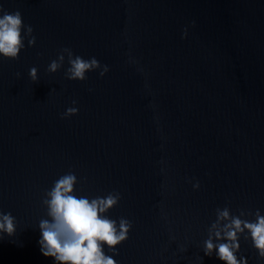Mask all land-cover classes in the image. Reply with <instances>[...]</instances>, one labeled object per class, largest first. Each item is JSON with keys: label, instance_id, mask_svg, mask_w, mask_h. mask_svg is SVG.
Returning a JSON list of instances; mask_svg holds the SVG:
<instances>
[{"label": "water", "instance_id": "water-1", "mask_svg": "<svg viewBox=\"0 0 264 264\" xmlns=\"http://www.w3.org/2000/svg\"><path fill=\"white\" fill-rule=\"evenodd\" d=\"M0 9L19 11L36 38L18 60L0 57V211L16 221L12 237L0 234V264H54L39 245L42 201L70 171L78 197L120 194L106 215L132 227L118 255L103 248L117 264H224L204 254L216 210L264 215V0H0ZM64 48L109 71L71 81L65 57L49 73ZM70 107L78 113L62 118ZM246 235L237 258L264 264Z\"/></svg>", "mask_w": 264, "mask_h": 264}, {"label": "clouds", "instance_id": "clouds-1", "mask_svg": "<svg viewBox=\"0 0 264 264\" xmlns=\"http://www.w3.org/2000/svg\"><path fill=\"white\" fill-rule=\"evenodd\" d=\"M0 13V57L18 60L19 53L24 49L25 38L28 39L30 47L35 45L33 29L23 24L19 11L8 13L0 9ZM65 57L69 64L65 76L71 81H85L88 72L99 71V75L103 77L109 71L108 67L101 65L95 57L85 60L74 56L71 49L64 48L49 64L48 72L56 73L63 66ZM29 75L33 82L37 81L35 67L30 69ZM75 103L73 101V104ZM77 113V108L70 107L62 118ZM76 184L77 177L70 171L60 176L45 194L42 203L47 208L49 219L39 222V245L42 255L53 258L54 264H117L112 256L104 254L103 248L106 245L113 255H118L116 248L127 240L132 227L131 222L125 218H120L117 224L116 220L106 215L118 205L120 194L112 192L91 199L78 197L74 194ZM194 187L198 188L199 184ZM245 215L252 213L241 210L237 216L231 215L228 207L218 208L216 220L211 224L208 239L204 242V254L212 256L215 251L217 258L224 264H247L245 258L238 259L236 255L240 249L239 238L247 232L249 235L244 238L247 240L250 236L259 257L264 259V215L257 210L254 221L242 219ZM15 231V217L10 212L0 211V234L12 237ZM214 240L218 242L214 243Z\"/></svg>", "mask_w": 264, "mask_h": 264}]
</instances>
